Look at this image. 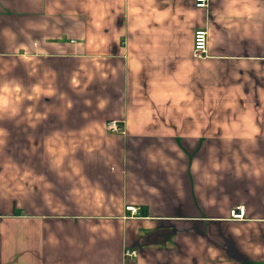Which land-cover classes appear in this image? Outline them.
Instances as JSON below:
<instances>
[{
	"label": "crops",
	"instance_id": "obj_1",
	"mask_svg": "<svg viewBox=\"0 0 264 264\" xmlns=\"http://www.w3.org/2000/svg\"><path fill=\"white\" fill-rule=\"evenodd\" d=\"M0 264H264V0H0Z\"/></svg>",
	"mask_w": 264,
	"mask_h": 264
},
{
	"label": "built area",
	"instance_id": "obj_2",
	"mask_svg": "<svg viewBox=\"0 0 264 264\" xmlns=\"http://www.w3.org/2000/svg\"><path fill=\"white\" fill-rule=\"evenodd\" d=\"M195 7L204 8L208 0H191ZM207 43H208V32L205 28H197L193 32L192 38V49L193 54L196 56H203L207 51ZM106 127L110 131H119L121 129V125L118 121H109L106 124ZM125 209L130 211L132 214L136 213V208L132 205H126ZM244 206L237 205L233 209L230 210V216L234 219H240L243 217ZM124 256L134 257L136 255V250L133 249H125L123 252Z\"/></svg>",
	"mask_w": 264,
	"mask_h": 264
}]
</instances>
